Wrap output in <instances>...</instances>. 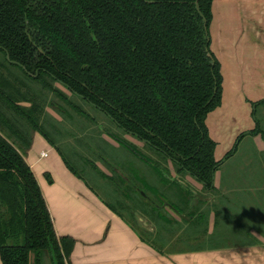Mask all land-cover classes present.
I'll list each match as a JSON object with an SVG mask.
<instances>
[{
    "label": "trees",
    "instance_id": "obj_1",
    "mask_svg": "<svg viewBox=\"0 0 264 264\" xmlns=\"http://www.w3.org/2000/svg\"><path fill=\"white\" fill-rule=\"evenodd\" d=\"M214 1L0 0V66L19 70L86 117L54 87L61 85L123 133L171 160L178 176L190 175L204 192L215 193L214 178L222 164L235 155L242 139L261 132L258 123L256 129L239 137L223 160L216 161L217 143L210 136L207 120L222 105L224 77L212 51ZM21 75H13L16 83L21 82ZM30 96L0 74V258L2 264H32L34 256V264H43L49 255L52 264H70L76 240L57 235L24 155L32 148L33 134L43 135L38 117L43 111ZM22 103L33 106L27 109ZM259 106L264 101L253 104L254 109ZM19 119L31 128L32 137L20 129ZM110 137L145 159L128 142ZM158 172L163 186H181L163 170ZM46 177L51 183L50 176ZM137 190L143 205H152V212L158 210L146 189ZM184 191L176 199L189 204L194 194L185 187ZM154 192L183 217L177 204L157 188ZM184 217L181 220L193 224L194 216Z\"/></svg>",
    "mask_w": 264,
    "mask_h": 264
},
{
    "label": "crops",
    "instance_id": "obj_2",
    "mask_svg": "<svg viewBox=\"0 0 264 264\" xmlns=\"http://www.w3.org/2000/svg\"><path fill=\"white\" fill-rule=\"evenodd\" d=\"M211 36L212 51L222 66L224 94L221 107L209 115L207 126L217 143L216 161H221L242 134L256 129L257 110L253 104L264 101V0H215ZM248 136L258 144L264 140L261 133ZM239 146L233 158L215 174L217 195L200 202L216 209L206 223L209 234L200 235L202 241L210 244L215 237L226 247L170 257L160 256L144 245L130 225L93 195L38 134L26 161L41 187L57 235L76 240L70 264H264V213H256V199L240 194L242 186L235 174L224 178ZM258 151H264V144ZM253 159L245 162L244 169L252 167ZM133 187L138 191L137 186ZM245 206L253 208V215H240ZM255 224L258 229L253 227Z\"/></svg>",
    "mask_w": 264,
    "mask_h": 264
},
{
    "label": "rangeland",
    "instance_id": "obj_3",
    "mask_svg": "<svg viewBox=\"0 0 264 264\" xmlns=\"http://www.w3.org/2000/svg\"><path fill=\"white\" fill-rule=\"evenodd\" d=\"M0 63H3L1 53ZM0 74L14 82L16 88L23 94L28 93L31 95L30 97H35L36 104L40 105L43 111L38 116L41 128H43V135L33 134V141L38 134L48 143L44 138V135L47 136L54 147L48 144L55 151L58 149L61 152L64 160L75 170L80 180L85 182L92 194L97 196L112 212L110 207L116 209L144 245L152 248L158 255L165 257L194 254L209 248L226 247V243L215 237L208 244L204 243L200 236L209 234L206 225L209 223L210 213L216 210L210 203H204L216 196L217 193L204 192L203 186L202 188L198 186L202 184H199L190 175L176 176L177 167L171 160L147 147L144 142L136 137L123 133L105 115L84 101L75 98L61 85L54 84V87L63 92L74 105L84 111L87 114L86 117L80 116L75 109L54 94L43 91L39 84L27 80L17 69L2 64ZM17 74L21 75L19 76L20 83L14 81L15 76L13 75ZM22 105L27 109L33 106V104L28 105L26 103H22ZM263 109L262 107L256 109L258 120L256 124L259 123L260 132L264 137ZM261 111L262 116L260 115ZM3 112L14 119L11 111L9 112L4 108ZM18 126L32 137L31 128L22 119H19ZM111 135L128 142L145 159L142 160L140 156L129 152L112 139ZM263 141L260 139V144H258L251 136L246 137L239 146V152L233 160V166L224 172V178L228 174H235L237 183L242 186L241 195L250 197L249 200L253 198L258 201V206L255 208L258 210L256 211L257 214L264 213V151H258L260 148L262 149ZM56 153L58 152L56 151ZM27 154H24L25 158H27ZM251 158H254L252 167L247 166L248 168L244 169L245 162ZM158 169L166 172L168 179H177V182L183 183L184 185L181 184L183 187L172 186L171 183L163 186L164 183L160 178ZM252 174L253 177L250 176ZM128 185L140 187L142 190L146 189L147 195L157 203L156 209L158 210L152 212V205H143L142 198L139 196L140 193L135 188H131L132 190L129 191ZM247 186L256 192L253 193ZM184 187L190 189L195 197L194 200L190 198L187 201L184 196L189 204L180 203L182 200L180 197L177 198L180 199L179 201L176 199L177 195H183L181 192L184 191ZM154 188L166 195L171 202L177 204L183 210V216H194L193 224L180 220L181 217L176 212L166 208L164 199L156 196ZM250 194L252 195L249 196ZM201 200L204 203H200ZM252 209L250 206L248 210L245 206L244 209H241L243 212L240 215L251 216L254 213ZM135 212L142 219V224L145 227L148 225L147 228L153 229V232L146 229L150 232L148 233L142 229L141 224L139 226L138 216L133 215ZM159 215L163 216L164 219H159ZM206 219L208 222H205ZM199 220H202V223H199ZM255 226L258 229L259 226L253 225V227ZM260 227H263L262 224ZM32 264H34V256H32ZM43 264H52L49 255L44 257Z\"/></svg>",
    "mask_w": 264,
    "mask_h": 264
},
{
    "label": "water",
    "instance_id": "obj_4",
    "mask_svg": "<svg viewBox=\"0 0 264 264\" xmlns=\"http://www.w3.org/2000/svg\"><path fill=\"white\" fill-rule=\"evenodd\" d=\"M138 220H139V224H141L143 228H145V229H149L151 232H153V231H154L153 229L147 228V227H148V225L145 227V226L142 224V219H140V217H139V216H138Z\"/></svg>",
    "mask_w": 264,
    "mask_h": 264
},
{
    "label": "flooded vegetation",
    "instance_id": "obj_5",
    "mask_svg": "<svg viewBox=\"0 0 264 264\" xmlns=\"http://www.w3.org/2000/svg\"><path fill=\"white\" fill-rule=\"evenodd\" d=\"M177 180V179H176ZM167 208H169V209H171L172 210V208L171 207H167Z\"/></svg>",
    "mask_w": 264,
    "mask_h": 264
},
{
    "label": "built area",
    "instance_id": "obj_6",
    "mask_svg": "<svg viewBox=\"0 0 264 264\" xmlns=\"http://www.w3.org/2000/svg\"><path fill=\"white\" fill-rule=\"evenodd\" d=\"M46 156H47V155H45V154L43 155V157H46Z\"/></svg>",
    "mask_w": 264,
    "mask_h": 264
}]
</instances>
